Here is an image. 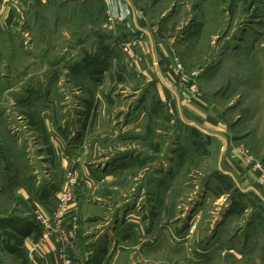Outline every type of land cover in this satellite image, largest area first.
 I'll use <instances>...</instances> for the list:
<instances>
[{"label": "rangeland", "instance_id": "1", "mask_svg": "<svg viewBox=\"0 0 264 264\" xmlns=\"http://www.w3.org/2000/svg\"><path fill=\"white\" fill-rule=\"evenodd\" d=\"M118 1L115 18L109 0H0L15 9L0 21V264L68 173L73 264H264V0ZM140 29L172 43L173 85L194 84L224 132L158 100L122 48Z\"/></svg>", "mask_w": 264, "mask_h": 264}, {"label": "crops", "instance_id": "2", "mask_svg": "<svg viewBox=\"0 0 264 264\" xmlns=\"http://www.w3.org/2000/svg\"><path fill=\"white\" fill-rule=\"evenodd\" d=\"M10 4V3H9ZM11 10L5 11L4 8L0 6V21L6 19V22L9 21V17H15V9L9 5ZM13 13V14H12ZM20 17V16H19ZM142 31L143 38L135 39L127 51V57L132 63L136 71L141 74L143 77L147 78L150 77L153 86L152 88L155 89L158 100L163 101L166 103L168 108L171 112L175 114L184 115L189 113V117L193 118L194 120L199 121L202 123L205 131L211 132H224V121L222 122H205L203 123L200 119L204 113L207 112L208 108L204 105L202 100L198 98L191 90L189 89H180L178 86H174L170 75V70L173 65V60L171 58V47L172 43L168 41V43H163L159 38L153 41L146 30L140 29ZM142 36V37H143ZM173 85V87H172ZM187 98V99H186ZM188 103H187V102ZM183 109H182V108ZM206 111V112H205ZM172 113V114H173ZM210 117H213L210 114ZM207 124V125H205ZM246 175L243 179V186L247 190H254L251 188L250 183L253 182L256 176V171L253 169H248L246 171ZM7 184L10 185L14 193H18L20 197L23 199H27L21 190V186L18 181L15 179H8ZM248 184V185H247ZM47 188L45 187L41 191V200L42 202H38L35 206L37 208L38 213L42 215L44 218H50L54 209L57 207V200H58V193L52 198H47L44 195V192H47ZM48 193V192H47ZM256 193V192H255ZM257 195V194H256ZM67 214L64 218L63 225L70 229H75L76 233V222H77V209L75 206V202H69L67 205ZM231 215V214H230ZM42 230V229H41ZM125 230H121L118 232L119 235L125 232ZM35 241V235L33 231L24 235L21 244H23L24 255L22 257L15 258V264H62L61 259V251L63 247L55 241V238L48 237L44 240L37 250H33V242ZM79 245L77 242L67 247L65 249V253L69 259H71L72 264L74 263L75 253L78 250Z\"/></svg>", "mask_w": 264, "mask_h": 264}, {"label": "built area", "instance_id": "3", "mask_svg": "<svg viewBox=\"0 0 264 264\" xmlns=\"http://www.w3.org/2000/svg\"><path fill=\"white\" fill-rule=\"evenodd\" d=\"M109 8L113 13V16L116 18L118 16H123L124 14H128L123 12V10L119 7L118 0H109ZM112 6L113 9H112ZM152 31L154 33L157 32V27H153ZM131 44L127 43L123 45L122 48L124 51H128ZM172 72L174 75L179 76L180 81L185 82L187 76H185L181 63L176 57H173V67ZM191 92L196 93L194 89V84H191L189 87ZM248 162V161H247ZM260 164L257 163L253 166L254 169L259 168ZM66 180L63 184L61 191L58 193L57 207L54 209L50 218H44L40 214L37 216V220L39 221L42 230L39 232L38 236L35 237V241L33 242V250H37L40 248L42 242L46 240L48 237H54L55 241L59 243L63 249L61 251V259L62 264H72L71 259H69L65 253V249L71 246L75 240V229L67 228L63 225L64 218L68 212L67 205L69 202H74L73 199V188L77 184L76 177L71 174H67ZM264 181V173H260L257 178V182Z\"/></svg>", "mask_w": 264, "mask_h": 264}, {"label": "trees", "instance_id": "4", "mask_svg": "<svg viewBox=\"0 0 264 264\" xmlns=\"http://www.w3.org/2000/svg\"><path fill=\"white\" fill-rule=\"evenodd\" d=\"M232 206L230 207V211H229V213L230 214H240L241 213V211H242V209L241 208H239V209H237V205H235V204H231ZM30 231H33L34 232V235H35V237H37L38 236V234H39V230H34V229H32V230H30ZM29 231V232H30ZM247 235H248V231H247Z\"/></svg>", "mask_w": 264, "mask_h": 264}]
</instances>
